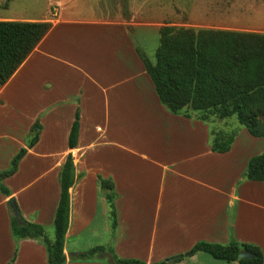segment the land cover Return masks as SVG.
I'll return each mask as SVG.
<instances>
[{"label":"crops","instance_id":"obj_1","mask_svg":"<svg viewBox=\"0 0 264 264\" xmlns=\"http://www.w3.org/2000/svg\"><path fill=\"white\" fill-rule=\"evenodd\" d=\"M102 2L58 0L52 4L56 18L28 19L50 22L52 28L0 86V172L26 148L33 125L41 127L16 172L2 181L9 198L24 220L51 235L58 174L70 153L75 181L64 264H114L107 252L76 257L97 246L152 264L200 241L232 239L258 246L264 264V183L241 179L248 159L264 152V139L241 128L228 152H212L208 125L172 115L159 103L135 51L145 44L134 39L140 28L132 35L122 22L104 18ZM152 54L148 58L154 61ZM77 110L78 140L69 149ZM99 178L111 180L117 194L113 232ZM9 198L0 193V264L12 258V264H48L42 238L17 244L12 239ZM173 262L237 264L204 252Z\"/></svg>","mask_w":264,"mask_h":264},{"label":"trees","instance_id":"obj_2","mask_svg":"<svg viewBox=\"0 0 264 264\" xmlns=\"http://www.w3.org/2000/svg\"><path fill=\"white\" fill-rule=\"evenodd\" d=\"M52 28L47 21L0 20V86L6 84ZM158 45L151 61L144 51H135L150 78L162 107L170 114L202 121L210 127V149L226 153L241 128H218L235 117L238 125L253 138L264 139V34L229 30L191 29L163 26L158 31ZM222 122V123H221ZM41 127L36 122L22 148L7 170L0 172V193L11 196L3 179L12 176L19 161L38 141ZM79 129L77 110L68 134V148L76 147ZM242 180L264 183V152L250 157ZM75 181L73 158L69 153L62 164L58 183L59 201L49 235L45 227L27 222L17 223L11 216V236L15 244L23 239L42 238L47 249L48 264H64V240L69 223V189ZM102 195L109 211L110 229L117 225L114 201L117 194L113 182L99 178ZM12 198V197H11ZM107 252L114 264H146L138 259L118 257L112 247L97 246L76 257L92 258ZM204 252L213 259L237 264H262L261 249L250 243L230 240L227 244L200 241L187 252L176 256L173 263ZM242 252L250 258L239 259ZM14 258L7 264H12ZM152 264H168L166 260Z\"/></svg>","mask_w":264,"mask_h":264},{"label":"rangeland","instance_id":"obj_3","mask_svg":"<svg viewBox=\"0 0 264 264\" xmlns=\"http://www.w3.org/2000/svg\"><path fill=\"white\" fill-rule=\"evenodd\" d=\"M56 1L0 0V20L54 19L58 16L57 7L52 5ZM100 14L122 22L131 29L132 35L134 28H140L134 39L145 42L142 50L147 56L155 53L158 31L163 26L264 34V0H104ZM225 122L226 126L217 127L242 128L235 117ZM250 223L259 225L260 222L251 220Z\"/></svg>","mask_w":264,"mask_h":264},{"label":"water","instance_id":"obj_4","mask_svg":"<svg viewBox=\"0 0 264 264\" xmlns=\"http://www.w3.org/2000/svg\"><path fill=\"white\" fill-rule=\"evenodd\" d=\"M7 203H8V206H9V208H10L12 214H13V217L15 218V220L17 221V223L20 224V225H23L24 222L22 220V216L20 214V211H19V209H18V207H17L16 202L14 201V199L13 198H9ZM68 257H69V255H68ZM250 257H251V254L248 253V252H242V253H240L238 255V258L239 259H247V258H250ZM175 259H176V257L175 258H169V259L166 260V262L168 264H170Z\"/></svg>","mask_w":264,"mask_h":264}]
</instances>
